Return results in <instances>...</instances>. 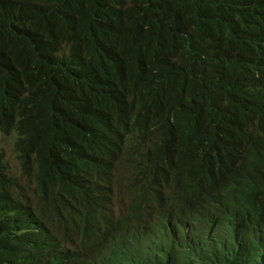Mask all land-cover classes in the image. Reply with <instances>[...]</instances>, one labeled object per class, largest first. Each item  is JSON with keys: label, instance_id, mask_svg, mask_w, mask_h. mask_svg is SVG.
Segmentation results:
<instances>
[{"label": "trees", "instance_id": "trees-1", "mask_svg": "<svg viewBox=\"0 0 264 264\" xmlns=\"http://www.w3.org/2000/svg\"><path fill=\"white\" fill-rule=\"evenodd\" d=\"M263 100L264 0H0V264H124L89 248L208 202L216 264H264V150L235 148Z\"/></svg>", "mask_w": 264, "mask_h": 264}, {"label": "clouds", "instance_id": "clouds-1", "mask_svg": "<svg viewBox=\"0 0 264 264\" xmlns=\"http://www.w3.org/2000/svg\"><path fill=\"white\" fill-rule=\"evenodd\" d=\"M242 118L235 147L236 153L245 156L251 152L257 153L259 149L264 150V100L253 101ZM260 142L263 143L262 146H259ZM82 156L86 157L84 154ZM103 163L107 164V161ZM115 164L106 174L107 176L111 177ZM258 189H264V182L258 185ZM108 193L106 191L102 196L105 201H110L113 212L116 215L124 213L125 205L121 204L118 207L116 205L118 201L110 200L107 197ZM208 205L209 207L204 210L192 209L183 213H181L182 205L169 208L164 213L157 212L156 207L146 210L138 215L139 220L147 221L146 224L138 222L130 227L117 229L105 242L97 241L91 246L87 256L90 261H94L120 255L125 258L124 264H185L180 257L182 248L181 254H186L193 261L211 262L209 264L222 263L230 252L220 239L211 234L215 212L214 204L208 202ZM65 219L74 226L85 223L79 220L78 215ZM175 223L182 230L180 233L176 230ZM170 226L174 231L170 229ZM152 228H154L152 232L146 233L147 229ZM151 235L156 237L154 241H150ZM130 245L133 246V250L129 248ZM173 256L175 258L170 261Z\"/></svg>", "mask_w": 264, "mask_h": 264}, {"label": "rangeland", "instance_id": "rangeland-1", "mask_svg": "<svg viewBox=\"0 0 264 264\" xmlns=\"http://www.w3.org/2000/svg\"><path fill=\"white\" fill-rule=\"evenodd\" d=\"M182 57H187L190 55H185L183 52L181 53ZM15 138V132H12L10 135H3L0 133V149L4 151L6 155V165L9 169V173L14 175L15 177H19L21 180H23L20 176L22 168L20 163L17 162L13 152H12V141ZM24 185L27 187L26 182L23 181ZM117 191V190H116ZM119 194L122 191H118ZM117 206L120 207L121 203L120 202H125L124 198H122L120 195L116 198ZM115 205V206H116ZM101 243V241H100ZM131 250H133V246H129Z\"/></svg>", "mask_w": 264, "mask_h": 264}]
</instances>
